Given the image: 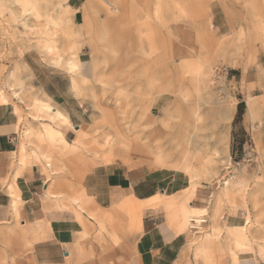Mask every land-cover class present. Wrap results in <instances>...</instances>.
<instances>
[{"label": "rangeland", "instance_id": "374dc122", "mask_svg": "<svg viewBox=\"0 0 264 264\" xmlns=\"http://www.w3.org/2000/svg\"><path fill=\"white\" fill-rule=\"evenodd\" d=\"M107 1L113 11L103 0L74 8L51 0L35 14L15 0H0V104L18 126L15 151L0 158L6 171L0 182L12 202L13 185L33 167L44 217V204L53 198L42 200L43 187L45 195H61L55 207L75 214L53 209L51 236L35 243L37 224L19 215L18 189L17 204L9 203L11 217L0 221V264H153L133 214L112 203L114 193L102 201L84 186L96 167L113 165L165 174L168 185L157 194H173L165 206L174 209L152 204L144 215L182 231L180 264H264L263 0ZM59 55L60 65H54ZM67 59H76L78 69H68ZM52 85L65 110L42 91ZM34 99L68 112L70 125L57 133V113L49 116L31 104ZM251 102L257 103L253 112ZM66 129L72 131L68 141ZM151 130L181 144L188 137L195 159L213 163L193 173L160 165L153 149L142 146ZM118 134L131 144L111 147ZM191 181L206 191L204 197L190 192ZM184 201L199 209L191 217L204 219L200 228L180 213ZM92 204L117 209L99 220L91 215ZM231 224L244 225L250 239V251L238 252L237 262L230 249L241 226ZM209 233L221 247L202 254L196 245Z\"/></svg>", "mask_w": 264, "mask_h": 264}, {"label": "crops", "instance_id": "0c3cea01", "mask_svg": "<svg viewBox=\"0 0 264 264\" xmlns=\"http://www.w3.org/2000/svg\"><path fill=\"white\" fill-rule=\"evenodd\" d=\"M93 1L96 0H74L71 4L69 0H67V6L74 8L81 3H93ZM52 87L53 90L42 89V91L49 96L57 106L65 110L66 106H61L62 100H60V98H62V95L58 93L59 91L55 86L52 85ZM4 107L5 105L0 104V158L4 157L7 153L14 152L18 144L17 122L14 116L3 111ZM66 113L69 117V113ZM68 135H72L70 129H66L64 132V138L67 141L69 139ZM161 167L172 170L170 167ZM5 173V168L1 169L0 167V179L1 175ZM39 181L40 176L37 175L32 167L31 170L23 174L22 180H19L16 185H13L16 194L19 196V189L20 197L23 199L19 207V215L21 218L27 219L28 222L37 224L34 231V236H36L34 240L35 243L43 242L51 236V224L48 220V215L52 213L53 209H56L55 212L65 209L75 216L70 209L55 207L58 206L61 201V195L57 193L58 191L50 190L49 195L51 194V196H48L47 194L45 195L43 187L40 194L42 200L45 201L46 196L48 198H53L52 201H46L44 204L47 216L44 217L38 197L40 187ZM166 185H168L166 176L161 171L145 170L142 167L124 168L121 165H113L109 168L98 166L92 173L85 176L84 181L85 188L92 191L95 198L106 201L109 199L110 194L114 193L111 196L112 203L122 206V208L133 214L132 217L137 219L136 229L140 230L144 235L147 246L153 253V264H176V262L180 264V257L186 243V238L182 231H180L176 225L173 226L168 223L169 226H167L164 222H159L155 215L150 212L144 215L145 210L152 204H157L166 210L174 209L173 207L165 206L167 203V196L173 194H157V192L163 191ZM188 185L185 188H187ZM5 188L6 185L0 182V221L9 220L11 217L9 209L11 200L9 202V195L5 191ZM194 193L196 196L202 198L205 196L206 191L196 188ZM57 194L58 196H56ZM144 203L148 205H142L138 210V206ZM92 207L91 215L99 220H101L100 218L106 213L108 216L114 215L117 209V207H113L111 211L107 212L101 210L94 204H92ZM76 222L79 224L77 220ZM227 226H241V224H231ZM66 253V257H68L69 251H66Z\"/></svg>", "mask_w": 264, "mask_h": 264}, {"label": "bare ground", "instance_id": "6f19581e", "mask_svg": "<svg viewBox=\"0 0 264 264\" xmlns=\"http://www.w3.org/2000/svg\"><path fill=\"white\" fill-rule=\"evenodd\" d=\"M103 1L106 2V4L109 6L110 9L113 8V6H112V4L110 2H108L107 0H103ZM15 2H17V3L22 5L23 11L31 10L32 13L38 14V10L37 9H39L40 7H43V8H45L47 10V7L51 3V0H15ZM263 3H264V0H263ZM119 8H120L121 13H123V15L125 16V10H123V5L120 6ZM250 10H251L252 16H254L255 14L253 13L254 12L253 8L250 9ZM112 11H113V9H112ZM114 11L117 12V11H119V9L118 8L114 9ZM110 17L111 16H109V19H110ZM27 19H29V18H27ZM259 23H264V10H263V16H261V19H259ZM54 24H56V23L54 22ZM31 27H33V26H31ZM262 31H263V34H264V27L262 28ZM40 32H42V31H40ZM44 33H45V30H44ZM41 39H42V36H41ZM46 41H47V38H46ZM42 44H44V43H42ZM53 47H54L53 45H46L45 49L48 50V51H52ZM91 51H92V49H91ZM113 51H115V49ZM59 57H61V55H59L56 59L54 58V60H52L54 65H58V64L60 65ZM66 66H67L68 69L70 68L73 71H75V70L78 69L79 65H78L76 59H67ZM262 87L264 88V83H263ZM149 92H151V88H150ZM31 104H33L34 106L40 107L44 111L48 112L49 116H53L54 117V114H55L56 111H54L52 106L50 104H48L46 101H40V100L34 99V100H32ZM256 104H257L256 102H251L249 104V109H250L251 112H253L255 110ZM56 113H57L55 115L56 118H57L56 124L59 126L58 129L56 130V132L58 133V131L61 129V127H66L68 124L70 125V121L65 116V114H63L61 112H58V111ZM43 130H44V132H48L49 128L47 126H44ZM164 135L165 134H159L158 130L157 131L156 130L147 131L144 134V136H143L144 140H143V143H142V146H144L145 148L150 147V148L153 149L154 160H155V162L159 163L160 165H165L167 163H172L170 167H175L176 169L183 170V171H186V172H189V173H193L196 167L199 170H204L205 168L209 167L213 163L212 160H210L208 158L203 159L201 161H198V160L195 159L193 153H194L196 147L195 148L193 147V145H192V143H191V141L189 140L188 137H185L184 140H183V144H181L180 142H174V139H172L171 141L170 140H167V141L166 140H162L164 138ZM185 136H186V134H185ZM171 138H174V136L170 137V139ZM117 144H120V145L127 144L128 145V144H131V143H129V141L124 136H122L121 134H118L116 140L110 142V146L115 148L114 146L117 145ZM198 175H199V173H198ZM189 181H190V179H189ZM196 186H197V183L191 181V183H190V185L188 187L191 193H193V191L195 190ZM13 191H14V189H13ZM13 191H11V194H12V202L11 203H12L13 206H15V204H17L19 199H18V195L16 193H14ZM186 203H187V201H184L182 203V207H181V210H180L181 213L184 215L185 218H188V221H191V222L194 221V223H191V227L200 228L201 227V225H200L201 221H203L204 219L203 218H198V217H195V218L191 217V213H193L194 211H198L199 209L198 210H193V208L192 207H188V203L187 204ZM142 205L145 206V205H148V204L144 203V204L139 205L138 206V210L140 209V207ZM200 211L203 212L204 209L201 208ZM249 220H250V217L247 216L245 224H248ZM243 228H244V225L241 226L238 230H235L233 232L234 248L230 249V250L232 251V253H231L232 254L231 255L232 259L235 262H237V258H238L237 254H238V252L250 251V248H249L250 239L242 231ZM215 237L216 236H214L213 233H209V235L207 237H203L200 240V242L197 243V245H196L197 249L196 250H200L199 252H201V253L203 252L202 254H205V253L207 254L208 251L209 252L211 251V249L212 250L215 249L212 246L220 248L221 246L219 245V243L215 239ZM212 254H214L213 251H212Z\"/></svg>", "mask_w": 264, "mask_h": 264}, {"label": "built area", "instance_id": "2783aa9c", "mask_svg": "<svg viewBox=\"0 0 264 264\" xmlns=\"http://www.w3.org/2000/svg\"><path fill=\"white\" fill-rule=\"evenodd\" d=\"M201 222H204V220H203V221H201Z\"/></svg>", "mask_w": 264, "mask_h": 264}]
</instances>
